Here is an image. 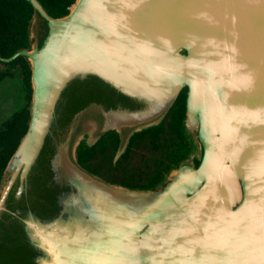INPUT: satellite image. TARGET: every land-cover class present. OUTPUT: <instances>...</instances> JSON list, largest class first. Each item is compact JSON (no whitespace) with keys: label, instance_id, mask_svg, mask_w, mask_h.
Masks as SVG:
<instances>
[{"label":"water","instance_id":"obj_1","mask_svg":"<svg viewBox=\"0 0 264 264\" xmlns=\"http://www.w3.org/2000/svg\"><path fill=\"white\" fill-rule=\"evenodd\" d=\"M27 128L0 176V264H264V0H38ZM185 89L188 155L150 188L81 143L130 137ZM197 162V164L195 163Z\"/></svg>","mask_w":264,"mask_h":264},{"label":"flooded vegetation","instance_id":"obj_2","mask_svg":"<svg viewBox=\"0 0 264 264\" xmlns=\"http://www.w3.org/2000/svg\"><path fill=\"white\" fill-rule=\"evenodd\" d=\"M38 1L45 10L47 6L50 8L59 7V5L55 6V0ZM32 13L33 6L27 0H0V176L19 139L26 131L30 115V68L21 55L14 54L18 49L24 47V30H28V21ZM175 103L178 106V111L176 110L177 112L172 114V121L168 122V127L171 129L176 128L177 123L183 121L185 89L180 91ZM181 111L182 117L179 118ZM164 119L157 125L164 124ZM109 132L105 133L92 146H96ZM136 133L130 137L124 152L116 160H114V155L119 142L116 133L115 147L112 144L108 147L110 154H112L110 156L111 165L117 167L118 164H122L123 171L109 167L106 163L98 165L92 172L110 182L114 181L108 178H111L110 175H114L115 178L120 179L119 182L115 183L127 187L141 188L137 184L129 186L128 181L132 180L135 183L144 181L147 177L154 175L158 163L156 160V146H154L153 151H149V154L142 145L144 141L141 143L143 135L135 136ZM170 147L174 150L175 143H172ZM189 152L190 150H187L186 156ZM164 162L169 163V158Z\"/></svg>","mask_w":264,"mask_h":264},{"label":"trees","instance_id":"obj_3","mask_svg":"<svg viewBox=\"0 0 264 264\" xmlns=\"http://www.w3.org/2000/svg\"><path fill=\"white\" fill-rule=\"evenodd\" d=\"M72 1L73 0H55V6L59 5V7L50 8L49 6H47L45 8L50 15L61 16L67 12V7L72 3ZM24 35L25 46L27 42V30H24ZM177 107L178 106H176V103L174 102L173 106L170 108L168 114L164 119V124L148 127L135 134V136L141 134L143 135L141 138V143L144 141L142 145L149 154L154 150V146H156V160L158 163L156 164V166L158 167L157 169H155L154 175L147 177L142 182L135 183L132 182V180L128 181L129 186H134L137 184L141 188L153 187L162 179L165 172H167L169 168L175 166L180 160L185 158L187 150L189 151L191 149L192 144L190 143V141H188L187 136L183 131V121L178 122L176 128L171 129L170 127H168V122L171 120L172 114L178 111ZM181 117L182 111L179 118ZM116 141L117 138L115 132H109L96 146H86L84 143H81L77 152L78 161L90 171L95 170L98 165H104L106 163H108L107 166L109 167L121 169L123 171L122 164H118L117 167H115L111 165L110 162V156L112 154H110L108 147H110V144L115 147ZM172 143H175L176 145L174 150L172 149V147H170ZM113 146H111V148H113ZM168 158L170 162L165 163L164 160ZM195 163L197 164L196 161ZM110 177L111 178L108 179L114 182L120 181V179L115 178L114 175H110Z\"/></svg>","mask_w":264,"mask_h":264}]
</instances>
